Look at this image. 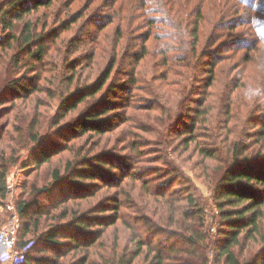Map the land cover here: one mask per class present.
<instances>
[{
	"label": "trees",
	"instance_id": "obj_1",
	"mask_svg": "<svg viewBox=\"0 0 264 264\" xmlns=\"http://www.w3.org/2000/svg\"><path fill=\"white\" fill-rule=\"evenodd\" d=\"M93 1L0 3V203L10 170L33 168L15 203L17 247H26L16 264H264V101L256 107L262 116H247L246 124L255 120L257 127L235 129L244 120L235 115L234 104L240 86L254 84L251 70L246 68L242 84L235 69L221 79L224 58L202 45L218 28L202 0H112L111 14H85L81 9ZM59 2L66 6L63 19L47 12ZM35 12L45 14L39 28ZM51 14L55 25L48 24ZM83 19L87 27L95 26L91 35L98 33L84 54L89 58L85 76L94 68L99 73L81 84L83 71H78L84 65L64 54L60 35ZM142 26L147 31L127 43L124 38ZM153 34L157 52L148 45ZM122 56L133 65L128 85H110ZM147 68L152 83L143 93L152 99L144 112L165 108L162 125L150 133L157 135L142 143L141 134L132 131L146 132L137 114L130 119L118 112L136 110L137 96L131 101L130 95ZM198 71L204 82L198 83ZM171 84L178 88L167 105L169 98L160 102L158 96ZM18 101L24 108L32 104L28 114ZM212 104L222 108L219 115ZM244 106L248 113L253 110L252 103ZM183 117L184 126L165 139L162 128ZM127 129L121 147L106 148L113 132ZM126 148L130 151L120 153ZM62 156L63 165L51 166L41 179L38 169ZM196 166L197 176L212 189L221 224L215 235L207 230L195 195L177 186L178 179L189 182L184 175Z\"/></svg>",
	"mask_w": 264,
	"mask_h": 264
},
{
	"label": "rangeland",
	"instance_id": "obj_2",
	"mask_svg": "<svg viewBox=\"0 0 264 264\" xmlns=\"http://www.w3.org/2000/svg\"><path fill=\"white\" fill-rule=\"evenodd\" d=\"M3 0H0V3ZM83 2L85 0H82ZM88 2V0H86ZM110 1V2H109ZM112 0H95L91 2L89 8L85 9L82 8V5H79L83 10L85 14H93V13H101V14H106L109 13L111 14L114 11V7H111L110 3ZM130 2L133 3V0H130ZM98 3H100V6H97ZM202 9L205 10L206 16H215L214 19L212 20V24H214V27H218L215 29L213 36H211L206 42L205 39L202 40V45L206 44L207 48L213 53H217L220 57H223V67L225 68L224 70L221 71V74L219 75L221 79H228L227 76L229 77L230 71L235 69L236 73L235 78L240 79V82L242 84V77L243 75H246V68L249 67V70H251L253 75V80H255L253 85L251 87H245L246 85L243 86V84L240 86V91L239 94L236 98V102L234 104V109H235V115H237L238 118H241L244 120L243 123H239V125L235 128L238 131H243L244 129L246 131L252 130L254 127H257L258 124H255V120L251 122L250 124H246L248 121V115L258 116L260 113V110H257V105H261V101H264V0H202ZM158 9L160 7H157ZM66 6L65 3H58L55 6V9H51L47 12L53 11L54 13H57L58 19H63L64 17V12H65ZM157 10V9H156ZM43 11V10H40ZM42 12L34 13L32 15L35 17L34 19H37L38 23V28L41 26L42 22L45 21L43 16L45 14H42ZM48 14V13H47ZM255 18L257 19L254 20ZM48 24H53V14L49 15L47 18ZM85 19L79 20L76 24L71 26L70 31H66L61 33L60 37L64 40L63 43V49H64V54H67L68 52V57L76 59L77 61L82 62L84 65V69L78 72L83 71V76L79 80L81 84L83 82L90 83V81L97 76L99 73V70L97 72V68H94V70L90 71L91 76L86 77L85 75H89L87 72L89 71L88 68V59L86 55H84L87 51L89 52L90 50V44L91 40H89L91 37L92 39H96L98 36V33L94 32V34L91 35V31L94 30L93 25L88 26L85 24ZM116 21V19H115ZM55 22V21H54ZM56 23V22H55ZM55 25V24H53ZM113 26L109 28L111 36L113 37ZM159 27H161L159 25ZM147 27L142 26L141 29L135 30L131 32V35H128L124 39L126 40L127 43L132 44L135 43V36L138 33H143L147 31ZM163 31H167L169 35H171V31L169 30L168 27H163ZM159 33V32H158ZM163 33V32H162ZM208 32L206 31V35ZM172 36V35H171ZM158 36L153 34V37H151L148 41V45L150 46V49L154 50L157 52V48H154V42L155 39ZM82 38V40H80ZM205 40V41H204ZM205 42V43H204ZM226 43V44H222ZM236 47L233 45L236 44ZM209 47V48H208ZM233 47V48H231ZM77 48V49H75ZM75 49V50H74ZM134 48L130 47L129 51L133 50ZM161 51V48L160 50ZM156 55L155 53H153ZM97 58V57H96ZM91 59V58H90ZM122 60L121 63L122 65H118L117 68H115L114 73L112 75L111 79V84L110 85H118V83H125L128 85V81L130 78V74L132 73L131 69H133L132 64H127L129 63L127 61V58L125 56L120 57ZM205 59V58H204ZM158 60H161V57L158 56ZM96 61V60H95ZM31 62V60L29 61ZM54 60L48 61V67H53ZM104 65L100 63V69H102ZM122 67V68H120ZM137 70V68H135ZM150 68H147L143 73V77L140 78V82L137 83L139 88L137 90H134L131 92V101L133 99L132 95L137 96V100L132 101L134 102V106L136 110H131V109H126L125 112L121 108L119 110V114L124 115V117L133 119L135 117V114H137V123L142 127L143 130H145V134L143 133L144 131H139L137 129H134L132 131L141 134L142 137V143H146L143 141H147V137H154V135H157L156 133L150 134L151 130H159V126L162 125V123L159 124L160 118H164V113L162 109L161 111L154 112L151 110V112H148L147 114L144 112L145 109H149L151 107V97L152 96H146V94L143 93V91L146 90V88H149V84L152 83L150 81ZM163 66H160L159 70L162 71L163 73ZM124 71H127L128 78H125L126 75ZM27 73V72H26ZM161 73V72H160ZM28 74V73H27ZM48 76V75H47ZM86 77V78H85ZM197 80L198 83L204 82L205 81V74H202L201 71H198L197 73ZM127 79V82L126 80ZM236 80V79H235ZM234 80V81H235ZM245 80V79H244ZM196 83V82H194ZM132 86V85H131ZM254 86V87H253ZM109 88V86H108ZM107 88V89H108ZM166 90L161 91L159 100L160 102H164V98L168 97V102L166 103L167 105L171 104L172 97L171 95L174 92V89H177L178 86L176 84H171L169 86L164 87ZM163 88V89H164ZM168 94V96H167ZM117 95H122L121 93H118ZM139 96V97H138ZM123 96L122 99L119 100L120 103L124 101ZM141 97V98H140ZM190 99H198L200 96H190ZM193 97V98H192ZM153 100H155L153 98ZM190 102V101H189ZM43 103L48 104L52 106V103L48 99H44ZM245 103H252L253 104V110L248 113L244 104ZM193 105V103L191 104ZM214 111L217 109V106L215 104H212ZM18 107L20 108L21 112L23 114H28L29 111L32 108V104L29 103L27 107L24 108V106L18 101ZM163 107V105H162ZM42 109V107H41ZM53 109V108H52ZM123 111V112H121ZM185 112V109H184ZM219 112H222V108H218L216 110L217 115H219ZM50 114H53V111H49ZM215 113V114H216ZM11 114L18 115L15 112H11ZM138 114H143L144 117H138ZM262 115H259L260 117ZM177 119V118H176ZM176 119L174 120L173 124L171 127L168 128H162L164 131V138L166 139L167 137L166 134L170 132L171 135L175 133V129H181L184 126L185 122V117L180 119L176 124ZM46 121H44L45 123ZM127 124V123H126ZM129 129L123 130L122 132L120 130H117L113 132L110 136V142L106 146V148H111V147H121L124 142L122 140L129 135ZM126 141V139H125ZM203 143H207L208 141L203 139L201 140ZM147 143H149L147 141ZM151 144H148L151 151L155 150L156 148L155 145L150 146ZM101 147V146H100ZM124 147V146H123ZM100 148H93V151L96 152ZM127 149V148H126ZM142 151H145L147 148L142 147L140 148ZM158 149V148H157ZM130 150H120V153H127ZM65 156V155H64ZM64 156L55 158L52 161V164L49 166H46V164H43L39 169L38 173L41 179L48 177L49 171L51 166L55 165H60L62 166L63 163L61 161L63 160ZM197 161L196 154L192 157V162ZM159 165L160 162H159ZM144 166H149V164H145ZM160 167V166H159ZM33 168H30L28 170L21 171L19 169H11L10 172L7 175V189H6V195L3 201L0 203V213H1V218H0V229L5 227L8 222L13 218L14 215L18 214L16 212L15 208V203L19 197V192L21 191V186L24 181V179L28 176H33V172L31 173ZM200 168L196 166L193 168V170L186 171L184 178L188 179L189 182H184L182 180H177V186L178 188L181 189V192H187L191 191L194 195L197 201L200 203L201 208L204 213L205 217V225L207 227V230L212 234L215 235L217 229L220 227V220L217 217V208L214 204L213 195H212V189L211 187L208 186V184L203 180V178H199L197 176V171H199ZM161 183V182H159ZM92 201V200H91ZM41 203H47L46 199H40ZM16 224L19 227V218L16 220ZM21 230H19V233ZM244 253L249 254L248 251L244 250ZM1 264V263H0Z\"/></svg>",
	"mask_w": 264,
	"mask_h": 264
},
{
	"label": "built area",
	"instance_id": "obj_3",
	"mask_svg": "<svg viewBox=\"0 0 264 264\" xmlns=\"http://www.w3.org/2000/svg\"><path fill=\"white\" fill-rule=\"evenodd\" d=\"M17 215L8 222V224L0 229V263L16 264L22 258L21 253L26 248L19 249L17 247L16 234L18 225L16 224Z\"/></svg>",
	"mask_w": 264,
	"mask_h": 264
},
{
	"label": "crops",
	"instance_id": "obj_4",
	"mask_svg": "<svg viewBox=\"0 0 264 264\" xmlns=\"http://www.w3.org/2000/svg\"><path fill=\"white\" fill-rule=\"evenodd\" d=\"M1 250V249H0Z\"/></svg>",
	"mask_w": 264,
	"mask_h": 264
}]
</instances>
